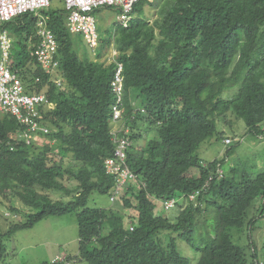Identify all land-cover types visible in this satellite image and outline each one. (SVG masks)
Segmentation results:
<instances>
[{
    "label": "trees",
    "instance_id": "16d2710c",
    "mask_svg": "<svg viewBox=\"0 0 264 264\" xmlns=\"http://www.w3.org/2000/svg\"><path fill=\"white\" fill-rule=\"evenodd\" d=\"M146 2L154 6L152 22L137 8L140 1L128 28L116 27L96 48L100 56L101 45L112 43L115 61L122 65L123 114L132 141L125 163L135 180L113 201L115 181L106 175L104 161L114 152L110 83L116 64L91 59L81 37L67 30L64 8L49 7L42 13L57 42L59 88L35 63L34 14L0 26L12 43L10 68L26 93L43 94L55 105L41 109L48 127L43 146L15 141L21 127L9 116L0 118V193L9 211L25 218L0 234V260L6 255L3 242L18 230L73 213L77 255L42 264H190L163 232H173L199 252L194 264H264L252 234L264 220V170L238 173L232 164L223 171L231 138H225L230 143L223 158L205 162L197 155L213 137L225 140L217 127L230 124V117L243 121L253 140L264 139V0ZM234 86V96L222 99ZM67 158L76 166L65 167ZM66 180L75 187L69 190ZM48 192L69 200H53ZM94 193L108 196L110 206L89 207ZM170 199L179 209L174 218L167 215L174 208L162 207ZM208 210L214 223L200 225ZM244 235L246 245L240 243Z\"/></svg>",
    "mask_w": 264,
    "mask_h": 264
},
{
    "label": "built area",
    "instance_id": "2783aa9c",
    "mask_svg": "<svg viewBox=\"0 0 264 264\" xmlns=\"http://www.w3.org/2000/svg\"><path fill=\"white\" fill-rule=\"evenodd\" d=\"M142 0H62L63 7L67 13L66 28L72 34L82 36L87 48L95 51L100 46V37L97 30L94 12L100 8H113L118 10L116 16L119 27L128 28L132 20L134 5ZM151 1V0H146ZM51 5V0H0V26L17 16L25 13H33L36 17L35 38L36 45L33 56L37 67L50 76L57 87L63 86V79L59 75V64L57 58V42L47 24V18L42 13ZM12 43L5 30L0 29V112L15 120L21 127L15 133L14 140L23 141L25 144H35L36 140L48 133V127L41 119V109L54 110L55 105L48 102L43 94H28L23 86L17 71L10 68L9 55ZM115 55L116 50L114 49ZM115 55L112 62L115 69L110 83V89L115 102L111 106V141L114 144L112 157L104 161L105 173L114 179L113 195L122 193L129 180H135V175L127 168L125 160L127 150L131 147L130 129L125 125L123 114V74L122 65L116 63ZM111 62V63H112ZM38 81V79H36ZM144 113L143 110H140ZM136 111L132 112V120ZM127 126V127H126ZM225 145L230 143L229 139L223 141ZM221 174V171L218 170ZM211 180V178H209ZM209 181V180H208ZM206 184L199 190L191 193L187 200L193 201L207 187ZM176 200L162 201L164 210H170L176 206ZM65 257H55L52 263L63 261ZM65 264H69L66 262Z\"/></svg>",
    "mask_w": 264,
    "mask_h": 264
},
{
    "label": "rangeland",
    "instance_id": "374dc122",
    "mask_svg": "<svg viewBox=\"0 0 264 264\" xmlns=\"http://www.w3.org/2000/svg\"><path fill=\"white\" fill-rule=\"evenodd\" d=\"M160 1L161 0H153V3L158 4ZM138 4L137 8H142L145 14L150 16L149 22H152L154 18V6L146 1H141V3ZM60 7H62V0H51L52 9H59ZM95 21L100 39L105 41L116 28V10L113 8L98 9L95 13ZM100 50H98L100 51V56H97L93 51H87L86 49L91 59L96 58L98 61L102 63L104 62V64L111 63V57L115 55L113 44L111 43L108 48L101 45ZM236 89V86L228 88L223 92L221 98L224 100L232 98L236 93ZM2 116L3 115L0 114V118ZM230 118V124L221 125L220 123L217 127V131H222L225 136L223 137L224 139L231 138L234 142L228 155L229 161L222 164V170L226 171L232 164L237 165L238 173L244 170L247 172L264 170V139L253 140L249 133H247L243 121H235L232 117ZM242 138H244L243 141ZM239 139H241V141H238ZM44 143H47V138L40 137L36 140L35 145L43 146ZM228 149L229 147L223 143V140H217L216 137H213L201 144L197 150V155L203 161L208 162L215 158H223ZM64 165L65 167H74L76 166V163L70 158H67L64 160ZM64 184L69 190L73 189L76 185V183L71 180L64 181ZM48 194L53 200L61 199L65 202L69 200V197H66L62 193L48 192ZM11 203L18 210H22L21 204L17 200H13ZM87 205L89 207L106 208L110 206V203L108 196L94 193L90 196ZM9 206V201L4 199L0 193V234L7 231L10 224L18 223L25 219L21 213L14 214L9 211ZM178 213L179 209L176 207L169 211L167 215L174 218ZM207 213L203 215L200 225L203 224L204 220L206 221L207 226L214 223L213 217H210L212 216L211 211L208 210ZM263 224L264 220L259 219L255 225L256 228L252 233L257 242L256 245L259 247L257 250L259 261L261 260L262 262L263 260L261 257L264 256V231L260 229V227H262ZM163 233L174 238L176 249L184 258L190 261V264H194L197 261L199 258V252L195 250L193 246L183 240L177 239V237H175L176 234L173 232ZM232 233L234 234L232 240L235 242V238L238 236L234 231ZM164 234L162 235L163 237L165 236ZM240 243L246 245L245 235L241 237ZM3 244L6 255L0 260V264H42L43 262L51 261L56 255H59L60 257H65L66 255L75 256L78 253L76 218L73 213L65 214L60 217H46L41 221L36 222L28 229L18 230L9 239L5 240ZM68 263L87 264L84 261Z\"/></svg>",
    "mask_w": 264,
    "mask_h": 264
},
{
    "label": "crops",
    "instance_id": "0c3cea01",
    "mask_svg": "<svg viewBox=\"0 0 264 264\" xmlns=\"http://www.w3.org/2000/svg\"><path fill=\"white\" fill-rule=\"evenodd\" d=\"M106 8H109V7H106ZM117 14H118V10H116V16H117ZM116 21H117V19H116ZM116 27H119V26H118V24H117V22H116ZM71 34H72V33H71ZM73 35L80 36V37H81V39H82V41H83V44H84L85 48L87 49V51H89V49L87 48V46H86V44H85V42H84V40H83L82 36H81V35H79V34H73ZM93 53H95V55H97V54H98V53H96V50H95ZM0 114H2V113L0 112ZM2 115H3V114H2ZM211 161H212V160H211ZM205 162H207V161H205ZM57 256H59V255H56L55 257H57ZM55 257H54V258H55ZM54 258H52V260H53Z\"/></svg>",
    "mask_w": 264,
    "mask_h": 264
},
{
    "label": "clouds",
    "instance_id": "9594fccd",
    "mask_svg": "<svg viewBox=\"0 0 264 264\" xmlns=\"http://www.w3.org/2000/svg\"><path fill=\"white\" fill-rule=\"evenodd\" d=\"M50 7H51V5H50ZM62 7H63V3H62ZM64 8V7H63ZM48 9V8H47ZM94 14V13H93ZM95 16V15H94ZM115 27H116V22H115ZM100 37V36H99Z\"/></svg>",
    "mask_w": 264,
    "mask_h": 264
}]
</instances>
